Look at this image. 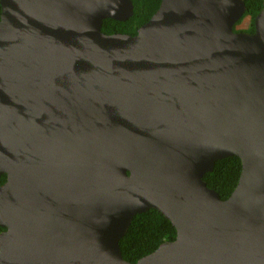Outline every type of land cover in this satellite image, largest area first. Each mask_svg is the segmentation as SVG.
Wrapping results in <instances>:
<instances>
[{
    "label": "water",
    "instance_id": "95a60500",
    "mask_svg": "<svg viewBox=\"0 0 264 264\" xmlns=\"http://www.w3.org/2000/svg\"><path fill=\"white\" fill-rule=\"evenodd\" d=\"M0 264H264V3L0 0ZM242 171L227 199L204 180ZM155 208L174 240L130 262Z\"/></svg>",
    "mask_w": 264,
    "mask_h": 264
},
{
    "label": "trees",
    "instance_id": "16d2710c",
    "mask_svg": "<svg viewBox=\"0 0 264 264\" xmlns=\"http://www.w3.org/2000/svg\"><path fill=\"white\" fill-rule=\"evenodd\" d=\"M162 0H133L134 14L126 21L107 18L103 22L105 33H128L135 35L160 7ZM246 15L251 16V25L246 32L255 31L254 18L263 8L264 0H245ZM2 7L0 4V18ZM242 171V162L238 156H230L216 162L213 171L204 176L208 186L218 191L222 199H227L235 189ZM7 175L0 176V185L6 181ZM4 227L0 226V231ZM176 227L159 210L151 208L135 215L127 233L121 238L120 246L123 257L130 262L155 251L161 243L174 240Z\"/></svg>",
    "mask_w": 264,
    "mask_h": 264
},
{
    "label": "rangeland",
    "instance_id": "374dc122",
    "mask_svg": "<svg viewBox=\"0 0 264 264\" xmlns=\"http://www.w3.org/2000/svg\"><path fill=\"white\" fill-rule=\"evenodd\" d=\"M251 21H252V19L248 16L247 18H245V20H244L243 22H241V24H239V25L237 26V29H238V30H244V29H247V28L250 26Z\"/></svg>",
    "mask_w": 264,
    "mask_h": 264
},
{
    "label": "flooded vegetation",
    "instance_id": "af4514ba",
    "mask_svg": "<svg viewBox=\"0 0 264 264\" xmlns=\"http://www.w3.org/2000/svg\"><path fill=\"white\" fill-rule=\"evenodd\" d=\"M250 25H251V24H250ZM249 27H250V26H249ZM249 27H248V28H249ZM248 28H247V29H244V30H248Z\"/></svg>",
    "mask_w": 264,
    "mask_h": 264
}]
</instances>
